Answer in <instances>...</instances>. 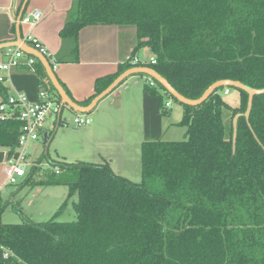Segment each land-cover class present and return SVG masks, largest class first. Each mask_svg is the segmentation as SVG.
Instances as JSON below:
<instances>
[{
	"label": "trees",
	"instance_id": "1",
	"mask_svg": "<svg viewBox=\"0 0 264 264\" xmlns=\"http://www.w3.org/2000/svg\"><path fill=\"white\" fill-rule=\"evenodd\" d=\"M92 24L133 28L134 49L148 46L154 54L153 63L142 65L187 98L220 79L264 87V0H73L59 30L69 57L60 61L78 60V31ZM135 65L128 58L114 73L97 77L93 93L76 102L86 105ZM33 68L59 98L38 60ZM154 82L142 88L141 180L114 173L107 162L51 158L47 162L59 172L37 179L51 129L44 152L17 185L62 184L66 197L47 220L20 223L1 221L7 205L0 199V264H264V93L253 96L246 119L247 93L241 89L219 87L193 106ZM225 88L238 91L237 106L222 98ZM167 99L182 106V140L162 139ZM19 125L14 116L0 119V146L8 155ZM74 196L75 219L57 220Z\"/></svg>",
	"mask_w": 264,
	"mask_h": 264
},
{
	"label": "crops",
	"instance_id": "2",
	"mask_svg": "<svg viewBox=\"0 0 264 264\" xmlns=\"http://www.w3.org/2000/svg\"><path fill=\"white\" fill-rule=\"evenodd\" d=\"M22 2L23 0H0V43L15 39L16 28L12 33L11 26L16 22L15 12ZM72 2L73 0H28L25 14L39 10L42 12V17L36 24L20 20V33L22 37L30 33L46 46L55 59L53 70L56 77L64 84L72 99L82 101L93 93V84L97 77L114 73L118 65L130 55L138 57L146 64L154 58V54L148 46L134 49L136 37L131 27L92 24L78 31V60L60 61L59 57H69V44L62 42L59 30L67 18ZM23 60L21 66L12 70L8 80L0 82V86L4 87V90L0 91V101L16 92L24 93L30 100H36L40 79L34 69L24 65ZM144 83H147L146 76L141 80L133 76L126 78L122 84L99 101L90 117L93 122L91 121L92 124L85 130L86 140L91 148L90 162H96L98 159L107 160L114 173L130 180L140 172L139 150L142 141L140 132L143 131ZM166 102H170L169 106L165 105L168 109L172 105V100L167 99ZM50 125L53 126L54 132L59 124L56 120H51L50 124L47 123V127ZM133 126L136 135H127L126 131H132ZM51 138L52 136L48 144ZM35 146L36 142L30 145V147ZM7 157L8 148L0 146V199L6 203V208L13 199L17 200V204L22 203L30 193L28 190L24 191L23 187L18 188L17 191L9 190L8 186L11 184L6 183L3 170Z\"/></svg>",
	"mask_w": 264,
	"mask_h": 264
},
{
	"label": "rangeland",
	"instance_id": "3",
	"mask_svg": "<svg viewBox=\"0 0 264 264\" xmlns=\"http://www.w3.org/2000/svg\"><path fill=\"white\" fill-rule=\"evenodd\" d=\"M132 76L141 80L145 75L134 74ZM221 96L232 107L239 104V93L236 89L228 88L227 93L221 91ZM93 110L87 113L89 117H91L92 112H94ZM167 110H169V114L162 117V139L166 141L184 139L185 127L177 125V122L182 115V106L172 100V105ZM76 114H78V112L73 111L65 105L63 106L60 115L61 122L53 132L52 138L46 147V153H44L46 155L39 165V171L36 175L37 179H45L52 174L54 169L53 166L47 162L48 158L64 160L67 162H75L79 160L91 161V159H89V151L91 148L86 140L87 133L85 130L93 121L91 119L92 122L85 126H76L73 122ZM52 119L53 118L48 119L47 123L50 124ZM228 121L229 113L225 111L224 122L228 123ZM126 134L136 135V129H134V126L132 127V131H126ZM140 135H142L143 140V131L140 132ZM44 147L42 139L37 140L35 147L28 148L29 158H37L44 152ZM96 162L108 163L107 160L102 161L100 159L96 160ZM140 180L141 177L139 172V174L131 181L139 182ZM8 188L9 190L13 189L14 191H17L19 187L17 185H10ZM23 188L24 191L28 190L30 193H28L22 203L18 202L17 204L16 199L12 200V203L9 204L1 215V221L3 223H20L28 217L34 221H45L57 210L67 194V187L62 184L28 185ZM75 200V196L68 200L66 207L58 214L57 220L71 221L75 219L76 214L72 203Z\"/></svg>",
	"mask_w": 264,
	"mask_h": 264
},
{
	"label": "built area",
	"instance_id": "4",
	"mask_svg": "<svg viewBox=\"0 0 264 264\" xmlns=\"http://www.w3.org/2000/svg\"><path fill=\"white\" fill-rule=\"evenodd\" d=\"M41 17V11L33 10L25 15L23 14L21 21L36 24ZM22 39L44 55L51 62L52 68L55 67V59L38 38L27 33ZM128 58L133 64H145L138 57ZM22 59H24L25 66L34 69L33 64L36 61L34 56L24 50L18 47H11L4 52H0V82L9 79L12 70L23 64ZM149 62L153 63L154 58H151ZM146 77L149 85H155L153 79ZM223 91L227 93L228 89L225 88ZM165 105L169 106L170 102H166ZM62 107L60 98L41 84L38 88L36 100H30L24 93L16 92L7 95L0 101V119L14 116L20 122L17 145L12 153L8 155L3 167L7 184L17 185L26 176L30 167L35 164L34 160L32 161L29 158L28 148L39 139H42L43 145L46 144L47 134L53 127L52 125L47 127V120L53 118L52 120L55 121ZM73 122L76 126H85L91 122V119L87 114L78 113L75 115ZM54 172H59L58 166L54 167ZM3 255L6 256V253Z\"/></svg>",
	"mask_w": 264,
	"mask_h": 264
},
{
	"label": "water",
	"instance_id": "5",
	"mask_svg": "<svg viewBox=\"0 0 264 264\" xmlns=\"http://www.w3.org/2000/svg\"><path fill=\"white\" fill-rule=\"evenodd\" d=\"M27 1L28 0H23L18 10L17 16H16L15 39L12 41L0 43V52H4L7 48L18 47L24 50L26 53L34 56L42 64L45 74L47 78L49 79V81L51 82L52 86L54 87L56 94L59 96L62 105L67 106L68 108L72 109L75 112L82 113V114H87L91 112L96 107V105L99 103V101H101L108 94H110L126 78L134 74H144L145 76L150 77L151 79L158 82L164 88V90L171 97H173L177 102L187 104V105H193V106L202 103L204 100L208 98V96L214 90L218 89L219 87H233L236 89H241L245 93H247V104H246V109L243 113L246 119H248V116H249V113L252 107L253 96L264 93V87L254 88V87H251V86H248L242 83L239 80L220 79V80H217L211 83L199 97L190 99L180 94L163 76H161L158 72H156L152 67L147 66V65H135V66L125 69L120 74H118L101 92L96 94L89 101V103H87L86 105L78 104L76 101H74V99H72V97H70L67 94L66 90L61 85L60 81L58 80V78L56 77L54 73L51 62L44 55L39 53L35 48H33L31 45H29L22 39V36L20 33V20L24 13ZM239 115L240 114L237 113L232 118V126H233L232 148L233 150L235 147L236 130H237L236 124H237V119Z\"/></svg>",
	"mask_w": 264,
	"mask_h": 264
}]
</instances>
